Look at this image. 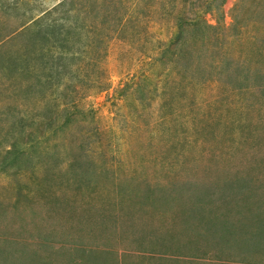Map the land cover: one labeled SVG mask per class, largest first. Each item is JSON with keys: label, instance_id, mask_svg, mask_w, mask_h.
Instances as JSON below:
<instances>
[{"label": "rangeland", "instance_id": "1", "mask_svg": "<svg viewBox=\"0 0 264 264\" xmlns=\"http://www.w3.org/2000/svg\"><path fill=\"white\" fill-rule=\"evenodd\" d=\"M0 264H264V0H0Z\"/></svg>", "mask_w": 264, "mask_h": 264}]
</instances>
